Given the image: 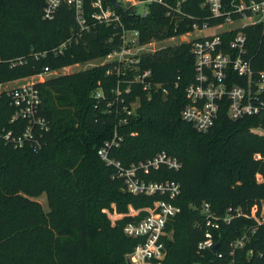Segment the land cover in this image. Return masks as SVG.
Returning a JSON list of instances; mask_svg holds the SVG:
<instances>
[{"label": "trees", "instance_id": "16d2710c", "mask_svg": "<svg viewBox=\"0 0 264 264\" xmlns=\"http://www.w3.org/2000/svg\"><path fill=\"white\" fill-rule=\"evenodd\" d=\"M163 1L148 3L144 14L133 7L118 9L123 23L139 32L140 45L185 34L193 22L201 24L210 15L204 0ZM178 1L182 14L169 11ZM92 2L82 0L88 26L81 29L65 0H60L52 18L43 17L46 0H0V58L27 57L16 67L1 62L0 81L26 78L44 67L61 69L105 59L118 49V30L91 18ZM103 3L110 6L108 0ZM207 21L214 25L222 19ZM240 30L246 35V58L255 71H264V23ZM236 31L222 33V39L229 42ZM64 43L61 52H53ZM44 51L48 53L44 57L33 56ZM136 66L140 72L150 70V83L145 89L139 82L120 86L125 103L130 106L136 101L137 106L118 128L122 142L109 157L129 167L165 152L181 164L178 171L160 167L139 173L147 182L172 181L180 186L172 201L180 212L167 228L172 236L165 243L162 264H264V226L250 234L243 248L229 254L230 244L255 228L254 221L243 215L214 232L215 252L197 253L203 239V203L210 204L218 216L228 209L248 215L254 205L264 204V136L253 131L264 129V118L230 121L221 107L206 133L183 121L180 114L188 103L185 88L194 77L188 42L141 53ZM111 68V63L98 64L40 84L42 114L49 122L41 150L15 149L0 140V264H126L141 239L125 236L124 227L145 215L127 216L128 206L141 210L166 199L128 194L115 170L97 155L122 118L116 116V104L107 107L106 100L97 102L93 96L101 89L105 98L114 100L120 76L107 73ZM133 74L128 70L121 77L132 79ZM127 85L129 92L124 91ZM11 114L12 107L1 98L0 130L13 126L8 123ZM41 194L47 212L29 199ZM111 204L122 219L110 220Z\"/></svg>", "mask_w": 264, "mask_h": 264}, {"label": "built area", "instance_id": "2783aa9c", "mask_svg": "<svg viewBox=\"0 0 264 264\" xmlns=\"http://www.w3.org/2000/svg\"><path fill=\"white\" fill-rule=\"evenodd\" d=\"M65 1L73 7L80 28H87L82 0ZM180 1L175 7H170L169 11L182 14L179 7ZM59 2L60 0H46L43 17L52 18ZM121 2V7L125 10L133 7V11H137V4L146 6L151 2L164 3L163 0H127L126 2L122 0ZM203 6L208 9L209 17L205 18L201 24L193 22L192 29L182 34L184 35L183 42L190 44L194 77L185 88L188 103L181 111V119L189 123L198 133H206L213 127L221 107L225 108L226 116L230 121L246 117L264 118V71H255L250 60L246 58V35L240 30L246 25L264 23V0H229L226 3L222 0H204ZM92 7L91 18L95 22L112 25L118 30L116 33L120 38L118 49L109 53L105 58L107 61L101 63H111L112 68L107 73L116 72L120 76L116 83L114 100L105 98L101 89H97L93 96L97 102L106 100L107 107L116 104V116H122V118L115 125L112 138L104 142L97 155L107 167L115 170V177L123 181L128 194L146 197L158 195L166 198L156 200L151 207L141 210L129 207L127 216H138L140 212H145V215L139 220L127 223L123 230L125 236L131 239H141V242L126 257L131 264H162L167 253L165 243L172 236V232L167 228L180 212V209L172 203L180 194V186L172 181L147 182L139 176V173L146 174L160 167L178 171L181 164L165 152L158 153L153 159L144 163L132 164L129 167H124L120 162L109 157V152L119 147L122 142L118 128L126 123V118L134 113V108L137 106L136 101L130 106L125 103L120 96L122 94L120 86L123 83L129 85L132 82H139L145 89L150 83L147 78L151 72L150 70L140 72L136 66L140 56L138 48L141 47L138 42L139 32L128 28L123 23L122 14L118 12V9L105 5L103 0H93ZM137 12L144 14L145 9ZM235 15L238 18H234ZM213 18H221L222 21L211 25L207 20ZM244 19H249L248 23H243ZM223 24L234 26L220 32L200 34L202 30ZM235 29L237 31L229 42H225L221 34ZM65 44L53 52H61ZM47 54V51H44L34 53L33 56L38 58ZM26 61L25 56L7 61L0 58V63L8 62L10 67L22 65ZM128 70L134 72L132 79H123L121 76H124ZM58 72L59 69L44 67L40 73L26 78L0 81V99L5 98L8 105L12 107L8 123L13 126L8 130L4 128L0 130V140L4 144L15 149L28 148L33 151H39L45 146V135L49 132V122L42 114L40 84L58 75ZM128 85L124 88L125 92H129ZM256 130L257 135L264 136V129ZM135 211L137 213H134ZM234 213L232 214L231 209H228L223 216H218L212 211L210 204H202L203 239L197 244V253L212 251L216 246L214 232L218 231L221 225L230 224L234 217L242 215L248 217L254 221L255 228L230 244V256H233L235 250L243 248L249 242L250 234L253 235L256 228L264 226V204L262 203L260 206L254 205L248 215L242 214L239 210H235ZM250 255L251 252L248 256ZM217 257L222 258V254L219 253Z\"/></svg>", "mask_w": 264, "mask_h": 264}, {"label": "rangeland", "instance_id": "374dc122", "mask_svg": "<svg viewBox=\"0 0 264 264\" xmlns=\"http://www.w3.org/2000/svg\"><path fill=\"white\" fill-rule=\"evenodd\" d=\"M126 1L127 0H125V2ZM136 7H137V11H142L143 9H145V6L143 4H137ZM248 21H249V19H244L243 23H248ZM232 26H234V25L223 24V25H220L217 27H211L209 29L202 30V31H200V34L205 35V34L212 33V32H220V31L226 30L227 28L232 27ZM183 36L184 35H176L173 37L165 38L161 41H154L153 40L149 43L141 45V47L138 48V53L139 54L149 53V52L152 53V52H155V51L160 50V49L167 47V46L179 45L184 40ZM106 61L107 60H105V59H94V60H87V61H83V62H77L73 65L59 69L58 75L66 74V73H73V72H77L80 70L88 69V68H91L95 65L101 64L102 62H106ZM12 85H16V83H12ZM253 131L256 132L257 130L253 129ZM256 179H257V181H261L260 176H257ZM29 199L38 202L45 212L48 211V207H47V203H46V197L44 194H41V195L36 196V197H29ZM129 207H131V206H128V208ZM111 208L113 209V211L112 212L107 211V214L109 215L110 220L112 222H115V221L123 218L122 214H118L115 212V205L114 204H111ZM134 213H137V212L135 211Z\"/></svg>", "mask_w": 264, "mask_h": 264}, {"label": "water", "instance_id": "95a60500", "mask_svg": "<svg viewBox=\"0 0 264 264\" xmlns=\"http://www.w3.org/2000/svg\"><path fill=\"white\" fill-rule=\"evenodd\" d=\"M108 2L115 9H119L122 5V2L119 0H108ZM216 248H217V245L212 249V252H215ZM126 264H131L128 259H126Z\"/></svg>", "mask_w": 264, "mask_h": 264}]
</instances>
